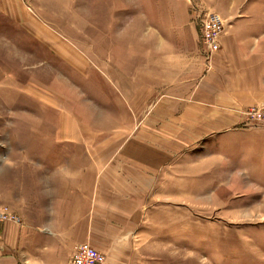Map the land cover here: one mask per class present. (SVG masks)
<instances>
[{
    "label": "rangeland",
    "instance_id": "obj_1",
    "mask_svg": "<svg viewBox=\"0 0 264 264\" xmlns=\"http://www.w3.org/2000/svg\"><path fill=\"white\" fill-rule=\"evenodd\" d=\"M231 1L0 0L3 155L38 137L41 143L104 145L105 160H115L131 138L166 142L168 171L146 194L141 228L127 235L129 243L145 245L153 264H264V183H248L240 174L239 152L230 165L218 145L180 152L159 118L167 91L160 85L167 66L162 42L183 48L187 33L199 30L200 13L223 19L219 11ZM219 51L220 44L213 55ZM250 109L242 112L245 124ZM64 128L72 135L63 137ZM4 208L21 224L8 206L0 212Z\"/></svg>",
    "mask_w": 264,
    "mask_h": 264
},
{
    "label": "crops",
    "instance_id": "obj_2",
    "mask_svg": "<svg viewBox=\"0 0 264 264\" xmlns=\"http://www.w3.org/2000/svg\"><path fill=\"white\" fill-rule=\"evenodd\" d=\"M224 7L220 51L210 58L200 48L199 30L187 33L183 48L162 42L167 66L160 85L167 91L158 114L167 123L161 131L177 137L180 152L221 146L226 165L239 152L240 174L260 184L264 129L247 126L242 112L264 105V0H234ZM36 141L16 150L6 145L4 155L0 145V206L21 220L0 225V264H69L83 243L103 250L106 264H153L145 245L135 249L127 235L141 228L145 196L162 183L171 146L131 138L115 160H105L104 145Z\"/></svg>",
    "mask_w": 264,
    "mask_h": 264
},
{
    "label": "built area",
    "instance_id": "obj_3",
    "mask_svg": "<svg viewBox=\"0 0 264 264\" xmlns=\"http://www.w3.org/2000/svg\"><path fill=\"white\" fill-rule=\"evenodd\" d=\"M199 26V43L205 57L210 58L213 53L218 51V37L222 32L224 21L220 15L215 13H200L197 16ZM248 125L257 123L264 125V106L252 107L248 112ZM12 221L18 222L17 217L12 216L7 208L0 212V224ZM105 255L91 247L88 243L78 245L71 256L69 264H104Z\"/></svg>",
    "mask_w": 264,
    "mask_h": 264
}]
</instances>
